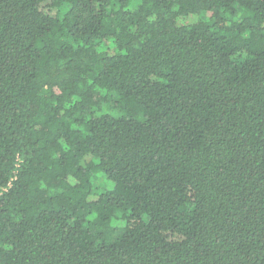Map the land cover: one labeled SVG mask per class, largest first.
<instances>
[{"label":"trees","instance_id":"1","mask_svg":"<svg viewBox=\"0 0 264 264\" xmlns=\"http://www.w3.org/2000/svg\"><path fill=\"white\" fill-rule=\"evenodd\" d=\"M0 264H264V0H0Z\"/></svg>","mask_w":264,"mask_h":264}]
</instances>
